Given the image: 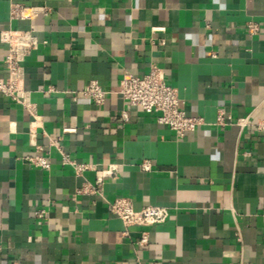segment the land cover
Here are the masks:
<instances>
[{
  "label": "crops",
  "instance_id": "1",
  "mask_svg": "<svg viewBox=\"0 0 264 264\" xmlns=\"http://www.w3.org/2000/svg\"><path fill=\"white\" fill-rule=\"evenodd\" d=\"M13 1L50 10L10 20L0 0V31L31 28L39 40L23 67L41 122L30 136V114L0 94V264H264V0ZM6 52L0 42V77ZM152 65L204 124L178 137L116 93L124 71ZM90 80L109 92L103 104L71 99ZM221 111L232 123L216 124ZM63 127L73 159L120 165L103 197L78 193L95 173L76 176L49 147ZM37 154L48 170L24 159ZM117 197L135 210L165 206L168 217L126 229L105 202Z\"/></svg>",
  "mask_w": 264,
  "mask_h": 264
},
{
  "label": "built area",
  "instance_id": "2",
  "mask_svg": "<svg viewBox=\"0 0 264 264\" xmlns=\"http://www.w3.org/2000/svg\"><path fill=\"white\" fill-rule=\"evenodd\" d=\"M9 19L10 20H35L39 15L48 14L49 6L27 5L21 2L10 0ZM153 29L163 30V27ZM246 31L254 34L258 31V26L254 22L246 25ZM0 42L7 45V52L2 60L5 77H0V94L8 98L11 102L20 105L31 116L28 134L33 136L37 127L41 125L40 116L37 114L35 105L30 99V90L24 86V67L23 62L26 57L38 48L39 40L31 28L13 29L7 28L0 31ZM51 90V89H50ZM116 93L130 105L138 106L145 112L155 113L156 122L166 125L174 131L178 137H182L186 132L204 124L200 116L186 115L182 110L176 89L167 82L165 71L157 66H150L145 74H133L129 71L122 73ZM109 92L103 89L96 80H90L83 88L71 93V99L76 100L78 96L90 99L95 104H103ZM126 118L125 114L122 116ZM232 123L230 118H224L223 112H219L216 124L225 126ZM238 125L249 124V118H242L235 122ZM257 129L264 127L263 123L255 124ZM72 129L63 127L61 134L55 138L48 139L49 147L55 148L59 154L62 165L70 166L76 176L83 177L87 171L95 173L94 183L86 180L77 189L78 193L102 195V183L106 178H115L119 171V164L109 163L104 168L98 169L95 164L78 162L65 152L60 141L62 135ZM33 166L48 170L50 167L48 157L45 154L29 155L24 158ZM139 168L143 171L151 169L148 160H142ZM104 199V198H103ZM107 209L117 216L124 228L132 225L151 226L164 222L168 217V209L162 205H146L135 210L132 202L127 197H117L106 200ZM44 210H36L35 216L41 218ZM124 230L126 235L127 231ZM148 243L147 232L143 231L137 240L139 246ZM132 264H143L140 258L134 257ZM157 264V263H154Z\"/></svg>",
  "mask_w": 264,
  "mask_h": 264
}]
</instances>
